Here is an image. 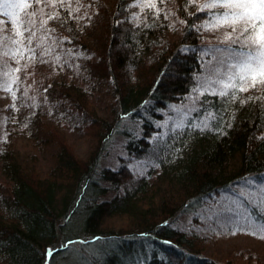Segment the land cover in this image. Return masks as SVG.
Masks as SVG:
<instances>
[{"label": "trees", "instance_id": "trees-1", "mask_svg": "<svg viewBox=\"0 0 264 264\" xmlns=\"http://www.w3.org/2000/svg\"><path fill=\"white\" fill-rule=\"evenodd\" d=\"M132 2L72 0L71 9L80 8L73 16L69 9H57L61 19L49 22L55 30L38 32L30 45L37 59L30 60L29 53L23 59L50 71L40 74L31 91L23 80L12 92L0 89V263L264 264V249L240 247L231 250L232 259L221 261L201 246L212 244L219 230L202 218L206 208L201 207L242 180L264 178V140L259 139L264 137V87L238 92L235 101L209 93L195 105L188 99L198 80L212 77L218 67L226 70L221 61L246 49L238 43L202 45L204 32L197 26L211 15L189 0L160 4L158 18L146 11L139 27L130 20L132 12H140L127 8ZM11 33L10 27L5 34ZM41 35L54 49L46 57L36 47ZM15 64L0 59V69ZM100 92L107 99L97 110L92 99ZM193 107L198 111H190ZM206 112L216 117L209 128L186 126L169 144L168 137L160 140L175 117L201 121ZM71 114L100 129L95 152L80 163L62 146L54 168L35 176L36 161L19 154L18 140L41 149L48 144L43 120L58 122ZM119 139L128 155L148 163L146 175L133 179L124 195L118 193L124 184L117 176L133 173L103 162ZM196 210L200 218L190 216ZM115 215L127 216L126 230L114 233L104 226ZM68 241L75 243L62 248Z\"/></svg>", "mask_w": 264, "mask_h": 264}, {"label": "snow or ice", "instance_id": "snow-or-ice-1", "mask_svg": "<svg viewBox=\"0 0 264 264\" xmlns=\"http://www.w3.org/2000/svg\"><path fill=\"white\" fill-rule=\"evenodd\" d=\"M77 3L79 4V0ZM166 3L167 0H133L127 5V8L139 9L140 12H132L130 20L137 22L135 26L139 27L141 23H144L141 19L142 14L146 11L155 12L154 18H158L161 13L159 5ZM189 3L196 4V0H189ZM71 5L72 0H0V17L4 18L0 19V50H2L0 51V59H7L20 64L25 54L29 53L28 58L36 60L35 48L30 47V45L37 38V33L48 34L55 30L49 27V22L61 19L57 9H69V16L80 11L79 7L72 10ZM196 6L199 12L207 11L211 15L210 20L197 26L198 30L216 32L226 28L229 32L225 33L221 43L227 44L229 48L232 44L238 43L240 48L246 49V51H240L237 55L230 56L227 61H221L222 66L226 64V70L218 67L212 77L197 81L192 92L198 93V96L188 98L192 100L193 105L196 104L199 96L204 95V92L209 90V87H211L209 94L218 95L221 98L230 96L232 101L237 99L238 92H247L258 85L264 87V0H205L204 3L196 4ZM49 8L53 11H45ZM164 19H168L167 14L164 15ZM9 23L12 29L11 35L5 34L8 31ZM181 23L184 21L181 20ZM37 25L39 26L37 27ZM148 26L145 24V27ZM230 33L236 35L233 37ZM48 38L47 35L39 37L40 43L36 47L43 48L41 55H50L54 51L52 44L46 43ZM56 59L59 60V57ZM0 71H2L3 76L0 79V89L5 92H12V86L19 80V76L15 73H19L21 68L10 69L4 65ZM12 94L15 99V93ZM190 111H198V109L193 107ZM215 119L216 117L211 112H206L205 118L194 127L203 131L211 126L209 121ZM176 127H182V123H178ZM259 139L264 140V137ZM252 184V180L246 181V185ZM239 195L250 203L255 199L261 206H264V182H261L258 188L252 192L241 189ZM233 203L239 207L238 201L234 200ZM241 218L247 222L248 228L239 229V232L264 239V223H254L248 215L234 212L232 215L220 219L219 222L223 227H229L232 224H238ZM229 231L230 235H237V231H231V229ZM72 243L75 242L68 241L67 244H61V247L66 248ZM52 254L53 250L49 249L48 255L51 256Z\"/></svg>", "mask_w": 264, "mask_h": 264}, {"label": "rangeland", "instance_id": "rangeland-1", "mask_svg": "<svg viewBox=\"0 0 264 264\" xmlns=\"http://www.w3.org/2000/svg\"><path fill=\"white\" fill-rule=\"evenodd\" d=\"M205 0H196V4L204 3ZM50 9V8H49ZM47 9V10H49ZM4 19L3 17H0V19ZM100 20V16H97V19L94 24H96ZM208 21V20H207ZM205 23V22H204ZM8 28L11 27V25L8 24ZM204 32V31H203ZM229 32L228 29H221L216 32H204L201 44L202 45H209V46H216L220 45L221 41L224 40L225 33ZM233 34L234 33H230ZM222 44V43H221ZM207 46H205L202 51ZM205 52V51H204ZM207 54H209L211 57L212 55L208 51ZM47 54H45L46 57ZM49 60L52 59L51 56H48ZM228 60V59H227ZM226 60V61H227ZM42 63L37 62L34 64L33 67L32 62L23 60L20 61V64H15L14 68L20 67L21 71L19 73H15V75L19 76V80H23V85L25 84L26 89L28 91L33 90L37 82L39 81L40 74H45L48 70V67L43 65ZM226 65V64H224ZM47 67V68H46ZM51 68V67H50ZM50 71V70H48ZM38 74V75H37ZM49 75V74H48ZM47 75V76H48ZM25 81L27 83H25ZM257 89L262 88V86H257ZM211 87H209L208 91H205V93H210ZM104 95V96H103ZM100 92L97 97H95L93 100V106L98 110L100 106L102 105V102L107 99V95L105 93ZM192 96H198V93H191L189 97ZM188 97V98H189ZM200 97V96H199ZM191 100V99H190ZM192 101V100H191ZM187 105V104H186ZM102 115V111L100 113H97ZM175 121L171 124L170 121L165 124L164 128V134L160 136L161 141H165V137L169 138V141L166 144H169L173 137L172 135L176 132V130H180L185 128L186 126L196 128L194 125L200 123V121H188L187 118L183 120L181 117H175ZM45 122L42 126V129L45 131L44 137L47 139V143L45 144L43 148L41 149H34V146L30 144V142L27 140H18L17 149L20 155H25L27 158L30 159V157L35 160L34 163L37 165L35 168L36 172H33L35 176H45L50 168H54L56 165L55 161L57 156L59 155L58 150L60 147L63 146V149H65L68 153H71L73 157L81 163L87 162L88 159L91 157V154L95 152L96 147L98 146L99 140L97 138V135L100 132L99 128H95V126L92 127L87 121V124H83V121L81 118L74 117L73 114L68 115L67 117H62L61 119H58V122L51 121V120H43ZM166 122V120H165ZM178 123H182V127H176ZM136 128L139 130L138 126ZM164 136V137H163ZM121 139L116 141L112 147L109 148V159H105L104 165L111 166L112 169H117L119 166H126L124 169L126 171H131L133 173L132 178H128V176H122L121 174L117 176L119 182H121V188L118 189V193L120 195H124L125 191H129L131 188V181L134 179L142 178L147 173L148 163L143 162L142 160L134 158L131 154L128 155L126 150L123 148V142H119ZM123 141V140H121ZM152 141V140H151ZM33 147V148H32ZM112 149H116L117 152L113 151ZM120 149V150H119ZM115 156V157H114ZM121 157V159L119 158ZM117 160H116V159ZM32 163H29V167L31 168L33 165ZM246 180H242L241 183L232 185L230 189H228L223 195L219 198H217L216 201L212 202L211 204H207V206H203L201 208H206L205 215L202 218L205 220L213 221L215 229L218 228V234L216 235V240H213L212 244H206L202 243L203 249L200 245V249L204 250L203 253H205L208 257H214L218 260L224 261L227 259H232L231 250L240 248V247H249L250 249L254 251H260L261 249H264V239H259L255 236L251 235H245L239 232V229H247L248 224L244 219H240V222L238 224H232L230 225L231 231H237L236 236L230 235L229 227H223L221 223L219 222L220 219L228 217L232 215L234 212H239L242 215H248L253 219L254 223L259 224L257 221L261 220L264 223V206H261L258 201L255 199L253 202H249L248 200H245L243 197L239 195V192L241 189H244L247 192H252L256 188H258L259 184L261 182H264V178L256 181L254 178L250 179L253 181L252 185H246ZM2 178H0V187H2ZM152 181V180H151ZM105 183V182H104ZM130 184V185H129ZM109 185V184H108ZM6 191V186H3V192ZM6 193V192H4ZM112 192H108L107 196L108 198L113 197ZM238 201L239 207H237L236 204L233 203V201ZM200 211L196 210V213H191V217H199L200 218ZM189 216V217H190ZM187 217V216H186ZM182 222V220L180 221ZM180 224V223H177ZM182 225L185 223H181ZM104 226H107L108 231L111 230L114 233L120 232V230H126L128 225V218L127 216H117L115 217H108L105 219ZM213 231V230H212ZM122 233V232H121ZM87 236V234H84ZM228 257V258H225ZM3 264V263H0Z\"/></svg>", "mask_w": 264, "mask_h": 264}]
</instances>
